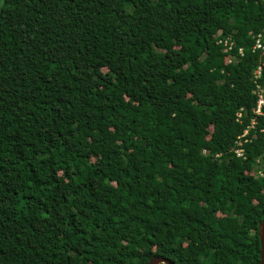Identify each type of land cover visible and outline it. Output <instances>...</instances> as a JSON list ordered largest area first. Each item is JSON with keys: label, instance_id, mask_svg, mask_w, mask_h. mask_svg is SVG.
Wrapping results in <instances>:
<instances>
[{"label": "trees", "instance_id": "trees-1", "mask_svg": "<svg viewBox=\"0 0 264 264\" xmlns=\"http://www.w3.org/2000/svg\"><path fill=\"white\" fill-rule=\"evenodd\" d=\"M258 34L262 0H0V264H261Z\"/></svg>", "mask_w": 264, "mask_h": 264}, {"label": "built area", "instance_id": "built-area-1", "mask_svg": "<svg viewBox=\"0 0 264 264\" xmlns=\"http://www.w3.org/2000/svg\"><path fill=\"white\" fill-rule=\"evenodd\" d=\"M218 44L223 47V51L229 54L228 62L232 64L235 62V56H244V49L239 48L235 53V42L231 38L220 39ZM253 52L264 51V35L258 34L254 37V44L252 46ZM235 53V54H234ZM262 66L259 64L255 70V78L258 79L261 76ZM257 100L256 105L252 109L249 125L245 130L237 137L235 141V148L233 149L234 155L242 160H248V154L246 147L253 141L264 140V87L257 86ZM245 109L242 108L237 113V121L242 124L244 121ZM206 153V151L204 152ZM252 174L255 178L264 177V148L261 154L252 162L251 166Z\"/></svg>", "mask_w": 264, "mask_h": 264}, {"label": "water", "instance_id": "water-1", "mask_svg": "<svg viewBox=\"0 0 264 264\" xmlns=\"http://www.w3.org/2000/svg\"><path fill=\"white\" fill-rule=\"evenodd\" d=\"M264 2V0H262ZM260 241H261V264H264V216L259 229ZM149 264H174L169 259L164 257H154L150 260Z\"/></svg>", "mask_w": 264, "mask_h": 264}]
</instances>
